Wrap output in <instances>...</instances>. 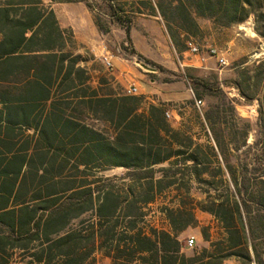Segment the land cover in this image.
I'll return each mask as SVG.
<instances>
[{
  "label": "trees",
  "instance_id": "1",
  "mask_svg": "<svg viewBox=\"0 0 264 264\" xmlns=\"http://www.w3.org/2000/svg\"><path fill=\"white\" fill-rule=\"evenodd\" d=\"M49 2L0 0V264H12L16 251L21 264H91L97 251L111 264H222L233 257L249 264L244 219L251 232L252 216L242 199L243 212L235 200L233 214L223 202L217 211L202 209L225 236L210 242L202 233L209 249L190 257L181 253L177 236L195 222L191 211L165 210L171 232L144 226V207L175 188L181 166L204 185L217 176L209 172L204 148L172 129L162 106L144 111L140 98L107 90L100 79L94 85L87 60L78 53L85 47L59 26L51 5L83 2L96 29L107 33L92 7L85 0ZM105 2L103 16L124 25L128 39L133 17H160L177 52L200 36L199 20L229 28L251 18L254 34L264 41V0ZM260 67L264 70V63ZM253 78L262 82L264 71ZM259 114L263 131L264 94ZM204 120L210 123L209 117ZM211 140L223 154L219 137L211 134ZM208 151L215 158L212 148ZM115 169L124 175L103 176ZM224 170L240 196L243 179L227 164ZM217 171L222 180L221 167ZM263 176L257 178L262 187ZM209 192L207 200L214 204ZM184 213L188 219L180 223L176 218ZM251 249L254 263L261 264Z\"/></svg>",
  "mask_w": 264,
  "mask_h": 264
},
{
  "label": "rangeland",
  "instance_id": "2",
  "mask_svg": "<svg viewBox=\"0 0 264 264\" xmlns=\"http://www.w3.org/2000/svg\"><path fill=\"white\" fill-rule=\"evenodd\" d=\"M85 1L92 7L94 15L100 17L107 33L102 34L96 29L92 14L83 2L61 4L55 9L59 26L71 30L75 42L85 47V52L78 53L87 60L94 85L100 79L108 83L107 90L121 94L129 86L137 87L138 94L131 97L141 99V109L145 111L149 105L162 106L172 129L204 148L209 172L217 176L211 185H204L194 181L189 170L181 166L175 188L165 190L152 204L144 207V226L171 232L165 210L175 211L182 206L183 211H191L195 222L177 236L181 253L190 257L201 249H209L210 242L220 241L225 236L220 223L202 209L217 211L218 203L223 202V209L233 214L235 200L243 212L242 199L247 204L246 211L249 210L252 216L251 232L244 219L249 264H255L251 248L255 249L261 264H264V208L255 205V202L264 205V186L259 185L257 179L264 175V130L260 127L263 115L259 114L264 80L257 83L253 78L264 71L260 67V63H264V41L254 34L252 19L229 28H219L210 21L199 20L202 29L200 36L187 41L185 47L177 52L160 17H133L128 39L124 25L103 16L106 14L105 0ZM49 3V0H44L45 5ZM76 5L80 6L74 8ZM81 7L84 11L80 10ZM188 43L195 46L200 56L205 58L202 66L193 63L198 58L188 52ZM212 49L224 58L225 66H219L216 59L209 56L208 51ZM104 52L113 57V63L118 59L124 65L125 88L116 82L115 69L107 71L101 64L100 57ZM193 66L205 69H195ZM236 85L248 96L247 99L240 95ZM162 94L169 101L163 102ZM196 101H201L199 108L195 106ZM204 116L210 118L209 124L205 122ZM87 123L102 128L101 124L93 120ZM211 134L219 137L223 154L214 148ZM208 148H212L215 158ZM226 164L235 176L243 179L238 187L240 196L230 185L224 170ZM163 167L165 165L156 169ZM218 167L222 170V180L218 176ZM124 173L121 169H115L103 176L121 177ZM161 176L160 173L155 175L156 178ZM202 179L210 180L207 176ZM208 191L215 199L214 204L207 200ZM176 219L182 223L188 219L187 213ZM77 224L78 221L74 226ZM202 233L208 236L210 242L204 239ZM190 239L194 240L191 246L188 244ZM21 263V252H14L12 264ZM91 264H111V261L103 252L97 251ZM222 264H242V261L233 257Z\"/></svg>",
  "mask_w": 264,
  "mask_h": 264
},
{
  "label": "built area",
  "instance_id": "3",
  "mask_svg": "<svg viewBox=\"0 0 264 264\" xmlns=\"http://www.w3.org/2000/svg\"><path fill=\"white\" fill-rule=\"evenodd\" d=\"M188 52L193 56V57H197V61L202 64L205 62V58L200 56L198 49L191 45L190 43H188ZM208 54L211 58H215L217 63L219 64V66L223 67L226 65V61L224 60L223 57L219 56L218 52L214 49L209 50ZM100 61L101 64L104 66V68L107 71L112 72L114 70V64H113V57L111 55H109L108 52H104V54L100 57ZM124 95L125 96H136L138 94V88L135 86H129L127 87L124 91ZM195 106L197 108H199L201 106V101H196L195 102ZM165 116L168 118V114L165 113ZM193 239H190L188 241V244L191 246L193 244Z\"/></svg>",
  "mask_w": 264,
  "mask_h": 264
},
{
  "label": "crops",
  "instance_id": "4",
  "mask_svg": "<svg viewBox=\"0 0 264 264\" xmlns=\"http://www.w3.org/2000/svg\"><path fill=\"white\" fill-rule=\"evenodd\" d=\"M59 5H61V4H53V5H51V8L53 9V11H54V14H55V17H56V19H57V13H56V9H55V7L56 6H59ZM78 6H80V5H76V7H74V8H78ZM80 10H82V11H84V9H82V7H81V9ZM86 15H87V13H85ZM57 21H58V19H57ZM59 24V23H58ZM194 62H196V63H199L198 61H193V63ZM114 64V69H115V72H114V78H115V80H116V82L121 86V87H123V88H125V85H126V79H125V67H124V65L118 60V59H115V63H113ZM200 64V63H199ZM201 66H202V64H200ZM193 68H195V69H202V70H204L205 68H200V67H194L193 66ZM114 71V70H113ZM162 98H163V102H165V101H169V99H168V97L166 96V95H164V94H162Z\"/></svg>",
  "mask_w": 264,
  "mask_h": 264
}]
</instances>
